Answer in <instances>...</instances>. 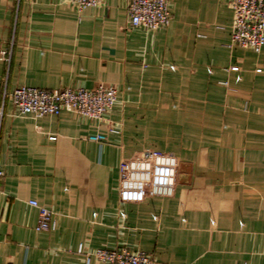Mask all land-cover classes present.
Masks as SVG:
<instances>
[{"label": "crops", "instance_id": "obj_1", "mask_svg": "<svg viewBox=\"0 0 264 264\" xmlns=\"http://www.w3.org/2000/svg\"><path fill=\"white\" fill-rule=\"evenodd\" d=\"M169 5L170 24L146 32L129 26L127 0L82 13L0 0V264H84L79 244L154 264H264V47H230L224 0ZM100 84L118 91L101 124L19 116L4 98ZM96 133L103 144L88 140ZM145 150L176 158L174 190L120 203L118 165ZM31 200L52 211L53 230H35Z\"/></svg>", "mask_w": 264, "mask_h": 264}, {"label": "built area", "instance_id": "obj_2", "mask_svg": "<svg viewBox=\"0 0 264 264\" xmlns=\"http://www.w3.org/2000/svg\"><path fill=\"white\" fill-rule=\"evenodd\" d=\"M232 11L230 47L249 49L258 54L264 47V0H224ZM78 13L99 7L104 0H63ZM128 24L146 32H155L170 24L169 0H127ZM10 53L0 52V60L8 62ZM236 71L237 68H232ZM19 116L34 119L59 116L63 112L101 124L118 102V91L111 85L100 84L93 89L42 90L29 86L15 88L8 96ZM107 132L119 134L120 126L110 124ZM51 139H54L52 137ZM107 137L96 133L90 142L103 144ZM119 202L141 203L147 197L170 196L177 174L175 157L158 150H145L139 156L122 160L118 165ZM2 172L0 171V177ZM37 210L35 230L49 232L54 229L53 213L37 201L28 202ZM77 252L84 255V264L96 260L103 264H154V257L144 251L126 247L96 248L85 251L79 244Z\"/></svg>", "mask_w": 264, "mask_h": 264}]
</instances>
